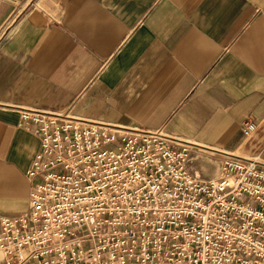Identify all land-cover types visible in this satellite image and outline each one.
<instances>
[{"label":"crops","instance_id":"0c3cea01","mask_svg":"<svg viewBox=\"0 0 264 264\" xmlns=\"http://www.w3.org/2000/svg\"><path fill=\"white\" fill-rule=\"evenodd\" d=\"M20 109L159 131L190 146L204 179L219 153L264 164V0H0L5 216L27 210L38 151Z\"/></svg>","mask_w":264,"mask_h":264},{"label":"built area","instance_id":"2783aa9c","mask_svg":"<svg viewBox=\"0 0 264 264\" xmlns=\"http://www.w3.org/2000/svg\"><path fill=\"white\" fill-rule=\"evenodd\" d=\"M17 127L38 151L27 210L0 214L2 264H264L262 162L219 153L204 179L190 146L159 131L33 109Z\"/></svg>","mask_w":264,"mask_h":264},{"label":"rangeland","instance_id":"374dc122","mask_svg":"<svg viewBox=\"0 0 264 264\" xmlns=\"http://www.w3.org/2000/svg\"><path fill=\"white\" fill-rule=\"evenodd\" d=\"M215 162H214V159H211L210 158H205L204 159V165H203V170H205V168H212L214 165ZM192 164V163H191ZM194 164V163H193ZM219 167V166H218ZM218 167H214V169H216V173L218 172Z\"/></svg>","mask_w":264,"mask_h":264}]
</instances>
